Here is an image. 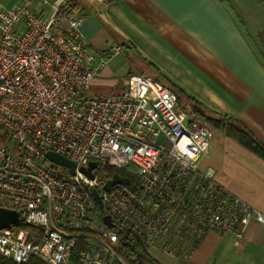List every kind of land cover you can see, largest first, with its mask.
I'll return each mask as SVG.
<instances>
[{
    "label": "built area",
    "instance_id": "2783aa9c",
    "mask_svg": "<svg viewBox=\"0 0 264 264\" xmlns=\"http://www.w3.org/2000/svg\"><path fill=\"white\" fill-rule=\"evenodd\" d=\"M83 21L70 0L54 1L46 15L0 0V207L20 215L0 229V254L18 263L128 264L117 250L123 229L150 250L187 257L210 232L232 233L238 243L250 222L264 223L212 168L200 169L213 127L172 88L132 74L120 93L89 94L124 46L112 44L94 65ZM48 151L73 160L75 173L48 160ZM94 160L92 178L80 167ZM110 168L135 175L137 185L106 189Z\"/></svg>",
    "mask_w": 264,
    "mask_h": 264
},
{
    "label": "crops",
    "instance_id": "0c3cea01",
    "mask_svg": "<svg viewBox=\"0 0 264 264\" xmlns=\"http://www.w3.org/2000/svg\"><path fill=\"white\" fill-rule=\"evenodd\" d=\"M54 1L8 0L45 15ZM70 1L84 15L81 31L96 57L94 65L112 44L123 45V52L141 59L129 76L156 78L160 71L207 107L236 117L264 139V63L249 38V19L242 18L245 24L239 18L233 0L237 15L221 0ZM199 166L212 168L221 184L264 214L262 157L213 127L209 153ZM176 258L182 264H264V223L250 222L238 243L232 233L210 232L189 256Z\"/></svg>",
    "mask_w": 264,
    "mask_h": 264
},
{
    "label": "trees",
    "instance_id": "16d2710c",
    "mask_svg": "<svg viewBox=\"0 0 264 264\" xmlns=\"http://www.w3.org/2000/svg\"><path fill=\"white\" fill-rule=\"evenodd\" d=\"M223 2H228L230 10L234 15H237L233 5L229 0H221ZM76 5V4H75ZM264 63V57L262 58ZM159 71V69H158ZM162 76H157V80L163 84L172 88L179 97V103L187 109L189 112L196 113L204 121H206L211 126L222 130L229 137L236 140L239 144L253 151L260 157L264 159V145L260 141V136L251 128L243 124L239 119L234 116L223 114L217 112L209 107H207L203 102L196 99L194 96L189 94L183 87L169 80V78L161 73ZM132 74V73H131ZM130 74V75H131ZM166 79L168 81H166ZM111 172L126 174L124 169L121 168H111ZM133 186L137 185L138 179L135 175L130 176ZM97 212H101L100 206L97 205ZM22 224L19 225L21 227ZM84 246L79 244V247L76 249V252ZM117 250L124 261L128 264H164L158 260L148 249L144 240L135 232L123 229L119 235ZM0 264H46L38 257H33L27 263H18L11 258L5 257L0 254ZM116 264H121L120 262Z\"/></svg>",
    "mask_w": 264,
    "mask_h": 264
},
{
    "label": "rangeland",
    "instance_id": "374dc122",
    "mask_svg": "<svg viewBox=\"0 0 264 264\" xmlns=\"http://www.w3.org/2000/svg\"><path fill=\"white\" fill-rule=\"evenodd\" d=\"M5 5L12 6L8 0H3ZM236 9L238 11L239 18L249 19V24L242 19L248 26V35L253 46L258 50L261 58L264 57V0H233ZM128 50V49H127ZM129 52V54L127 53ZM135 54V53H134ZM141 62L140 57L134 56L129 50L114 56L106 62L105 67L100 72V76L93 80L90 95H113L120 93L124 79L127 78L129 70L136 63ZM145 68L153 72L152 67L144 64ZM160 141L165 144L168 143V139L161 136ZM111 169V168H110ZM150 250V249H149ZM151 253L164 264H182V262L173 256H170L164 252L158 250H150ZM126 262V261H125ZM127 263V262H126Z\"/></svg>",
    "mask_w": 264,
    "mask_h": 264
},
{
    "label": "water",
    "instance_id": "95a60500",
    "mask_svg": "<svg viewBox=\"0 0 264 264\" xmlns=\"http://www.w3.org/2000/svg\"><path fill=\"white\" fill-rule=\"evenodd\" d=\"M261 143L264 145V139L263 138H259ZM46 157L48 160L56 163V164H61L64 166L69 167L70 171L72 173H75V168H76V163L69 159L68 157L57 153L55 151H48L46 153ZM97 166V161H91L89 163L88 168L82 166L80 167L81 171H83L84 173H86L87 175H89L90 177H94V173H93V169ZM121 182H125L126 184H132V180L126 176H122L119 173H115L112 178L110 180H108L107 184H106V189H109L112 185L116 184V183H121ZM94 193V197L98 202V205L100 206V208H102L103 206V201L102 198L99 194V192L94 189L93 190ZM20 221V215L16 210L13 209H8V208H4V207H0V229L5 228V227H10L13 224H16ZM103 221L109 226V227H114L115 223L112 220L111 215L109 214H105L103 216Z\"/></svg>",
    "mask_w": 264,
    "mask_h": 264
}]
</instances>
